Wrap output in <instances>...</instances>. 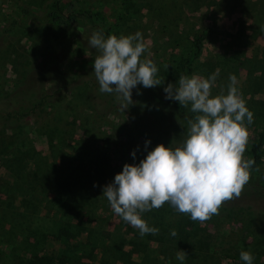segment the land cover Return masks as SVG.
Listing matches in <instances>:
<instances>
[{
  "label": "rangeland",
  "instance_id": "obj_1",
  "mask_svg": "<svg viewBox=\"0 0 264 264\" xmlns=\"http://www.w3.org/2000/svg\"><path fill=\"white\" fill-rule=\"evenodd\" d=\"M49 1L0 0V114L29 113L0 130V264H29L42 255L59 264H244L241 251L264 264V197L247 186L204 223L167 203L143 213L156 235L141 237L113 212L103 187L158 144L178 146L187 129L174 118L148 129L137 114L99 110L93 31L57 27L22 9L39 15ZM59 1L98 10L109 22L122 12L118 37L142 34L148 51L141 58L157 65L160 87L178 83L195 33L210 27L189 77L218 71L213 96L226 95L229 76L237 77L254 113L252 124L245 120L250 159L251 141L264 126V0ZM11 154L18 163L9 171ZM259 169L264 182V148ZM64 181L75 191H60ZM182 228L186 239L170 234ZM178 251L188 255L183 262Z\"/></svg>",
  "mask_w": 264,
  "mask_h": 264
},
{
  "label": "clouds",
  "instance_id": "obj_2",
  "mask_svg": "<svg viewBox=\"0 0 264 264\" xmlns=\"http://www.w3.org/2000/svg\"><path fill=\"white\" fill-rule=\"evenodd\" d=\"M88 43L99 53L93 65L99 91L115 94L121 111L134 103L132 92L138 85L148 89L164 84L155 62L141 58L148 49L140 32L105 38L97 30ZM218 75V71L208 78L181 75L178 83H168L165 98L190 106L196 114L187 121L185 138L176 147L158 144L138 164L125 163L103 187L102 195L113 212L138 229L141 237L159 232L142 218L143 213L167 203L194 222L204 223L219 215L225 202L239 198L251 179L255 161L246 159L244 153L249 141L247 125L254 122V113L247 108L234 74L229 76L226 95H212ZM150 143L145 142V149ZM131 155L135 159L136 150ZM170 234L178 235L174 229ZM187 256L178 251L176 259L183 262ZM240 259L253 264L255 257L241 251Z\"/></svg>",
  "mask_w": 264,
  "mask_h": 264
},
{
  "label": "trees",
  "instance_id": "obj_3",
  "mask_svg": "<svg viewBox=\"0 0 264 264\" xmlns=\"http://www.w3.org/2000/svg\"><path fill=\"white\" fill-rule=\"evenodd\" d=\"M260 2L257 1L256 6ZM25 13L30 14L33 18H42L44 21L49 22L57 27H72L81 25L84 28H90L94 31H102L105 38L110 35H116L119 33V21L122 18V12L118 14L114 22H109L100 11L86 9L80 5H71L70 7H63L59 0H50L41 14L33 13L27 8H22ZM212 34V29L207 27L201 31L195 33L192 41V46L189 49L187 57L185 59V69L183 75L189 76L193 71V65L198 58L204 40ZM165 87L159 85L155 88H149L150 91L147 95L144 93L143 86L138 85L133 89L132 99L134 103L129 106L124 112L130 114H137L139 118L146 124L148 129L164 127L165 121L169 118H174L179 128L187 129V121L192 119L189 109L180 106L178 101L166 99ZM139 91V95L137 92ZM94 101L96 107L99 110H107L110 107L119 108L120 105L115 98V94H106L99 91V83L96 85L94 91ZM101 103V104H100ZM34 110V108H32ZM25 115L29 113H12L7 110L5 113L0 114V130H6L9 122L12 120L19 121ZM176 125V126H177ZM2 139H0L1 141ZM6 142L4 138L3 143ZM89 144V142L87 143ZM264 148V126L257 132L256 138L251 141V145L248 149L249 158L254 160L255 163L251 168V179L246 185L248 188H252L257 194L264 197V182L260 181V163L262 161V151ZM5 155H2V158ZM7 169L12 170L14 162L18 163V157L15 154L8 155ZM64 160V159H63ZM67 163V161H65ZM67 166V165H66ZM68 168V166H67ZM75 183L64 181L60 186V191H75ZM178 236L187 238V234L181 229L177 233ZM29 264H59L57 261L52 262L48 255H42L35 257L29 261Z\"/></svg>",
  "mask_w": 264,
  "mask_h": 264
}]
</instances>
